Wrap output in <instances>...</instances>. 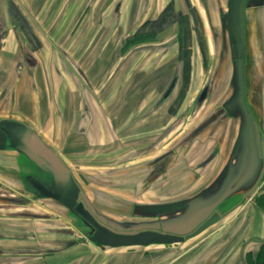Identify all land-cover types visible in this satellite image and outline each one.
<instances>
[{
    "label": "crops",
    "instance_id": "1",
    "mask_svg": "<svg viewBox=\"0 0 264 264\" xmlns=\"http://www.w3.org/2000/svg\"><path fill=\"white\" fill-rule=\"evenodd\" d=\"M220 3L0 0V121L28 125L71 172L83 164L104 169L99 185L107 189L86 192L97 212H112L113 200L155 204L148 165L185 134L183 112L209 72ZM262 6L264 0H251L244 9V35L246 29L252 35L258 59ZM248 49L246 43V57ZM203 155L198 151L195 161ZM197 186L159 198H187ZM262 193L264 176L258 192L230 207L222 224L191 236L200 235L192 251L188 238L119 247L89 235L90 241L77 239L51 209L0 194V264H249L247 253L264 243V206L256 201ZM156 249L163 253L156 256Z\"/></svg>",
    "mask_w": 264,
    "mask_h": 264
},
{
    "label": "rangeland",
    "instance_id": "2",
    "mask_svg": "<svg viewBox=\"0 0 264 264\" xmlns=\"http://www.w3.org/2000/svg\"><path fill=\"white\" fill-rule=\"evenodd\" d=\"M260 9L264 10V6L258 8V10ZM251 12L253 11L251 10L250 14ZM226 13L227 1L221 0L218 25L211 28L215 34L211 37L213 54L209 72L201 77L197 93L193 97L188 98L183 112L186 119V123L183 124L185 125L184 136L176 141L170 150L157 156L148 165L151 171L150 176L154 180H152L153 182L149 181V185L151 183L155 185L153 191L156 198L155 204L136 205L132 202H122V200L118 201L119 204H117L113 200L111 202L114 205V208L111 209L112 212H97L95 209L108 222L122 227H132L148 222L160 223L169 217L180 215L184 213L186 208L169 213L160 212V214H155L146 208L173 206L187 200L199 199V197L202 200H207L222 189L225 180L229 176L227 174L230 170L229 166H235L236 157L231 164L229 163L241 126V116L238 111L229 115L224 107V104L231 99L235 90L234 57ZM251 30L253 31L252 24ZM251 36L246 29L245 39L247 45L250 46L247 53L248 56L245 59L244 72L246 102L259 124L260 131L264 133V58H262L264 57V45L260 52L261 54L259 53L261 58H256L255 54L257 53H254L252 49ZM204 88L207 89L206 96L204 100H199ZM250 103L251 105H249ZM171 127L174 126L172 125ZM157 140L159 141V139ZM159 145L160 143H158ZM201 150L204 151L203 159L201 162L200 160L196 162L195 154ZM211 154L213 156H210ZM82 166L73 169L74 173L72 172V174L76 178L78 185H81L79 186L85 194L88 190L92 195H98L100 194V189H107L104 186V188L100 186L104 169L100 168L98 164L92 166L83 164ZM42 178H44L43 173L24 154L9 147L0 149V182L2 184L0 194H9V201L13 204H35V206L42 207L45 210L46 208L51 209L63 218L58 224L59 227H73L77 239L85 238L90 241V235H87V232L91 230L89 226L84 224L79 217L70 212L65 206L47 196L35 184V179ZM84 182L85 186L83 187ZM192 182L194 186H198L194 194L193 190L189 191L188 194H192L191 196L187 198L176 197L172 200L160 199L168 194L174 195L180 189L182 190L185 185L187 186ZM99 183L101 184L99 185ZM253 184L254 182L250 186L235 191L225 203L220 205L222 207L221 217L238 201L251 197L258 192L259 184L250 195L245 196L248 188H251ZM190 188L188 187L187 189ZM108 190L119 192L115 187L108 188ZM127 193L122 190L120 192V194L126 196L129 195ZM222 221L224 219L220 218L212 225L222 224ZM199 236L188 238L185 241L187 247L191 248L188 251L193 250L194 242L198 240ZM177 246L176 244V249L178 248ZM159 248L168 250L169 247L159 246ZM154 252L156 256L163 253L158 249ZM180 252L182 251H171V255L178 256Z\"/></svg>",
    "mask_w": 264,
    "mask_h": 264
},
{
    "label": "water",
    "instance_id": "3",
    "mask_svg": "<svg viewBox=\"0 0 264 264\" xmlns=\"http://www.w3.org/2000/svg\"><path fill=\"white\" fill-rule=\"evenodd\" d=\"M251 0H229L228 29L234 57L235 90L224 107L227 113L240 112L241 126L230 163L229 175L222 189L207 200L191 199L173 206L147 207L155 214L185 209L184 213L169 217L162 222H148L132 227H122L108 222L99 215L89 198L81 190L70 168L54 149L48 146L28 125L14 120L0 121V149L13 148L24 154L39 171L50 180L53 191L45 192L72 213L81 212L84 222L91 227V240L107 246H147L182 242L194 236L222 216L221 204L237 190L250 186L245 196L250 195L264 176V135L246 102L244 72L246 39L244 35V9ZM204 88L199 100L206 96ZM236 113V112H235ZM41 189V188H40Z\"/></svg>",
    "mask_w": 264,
    "mask_h": 264
},
{
    "label": "trees",
    "instance_id": "4",
    "mask_svg": "<svg viewBox=\"0 0 264 264\" xmlns=\"http://www.w3.org/2000/svg\"><path fill=\"white\" fill-rule=\"evenodd\" d=\"M256 201L264 206V193L256 196ZM246 258L249 264H264V243L254 255L253 253L248 252Z\"/></svg>",
    "mask_w": 264,
    "mask_h": 264
},
{
    "label": "flooded vegetation",
    "instance_id": "5",
    "mask_svg": "<svg viewBox=\"0 0 264 264\" xmlns=\"http://www.w3.org/2000/svg\"><path fill=\"white\" fill-rule=\"evenodd\" d=\"M207 91V90H206ZM201 95V94H200ZM204 100V99H203ZM249 105H251V103L249 104ZM43 175H44V178H42V179H35V184L39 187V188H44L45 189V192H49V191H53V187H52V184H51V182H50V180L48 179V177L43 173ZM53 199V198H52ZM55 200V199H54ZM55 201H57V200H55ZM58 202V201H57ZM70 211V210H69ZM71 212V211H70ZM74 215H76L77 217H79L80 219H81V221L84 223V224H86L85 222H84V220H85V218H84V216L82 215V213L81 212H78V213H73ZM87 226H89V228L91 229V227H90V225H88V224H86ZM87 235H90V236H92V234H91V230H90V232H87Z\"/></svg>",
    "mask_w": 264,
    "mask_h": 264
}]
</instances>
